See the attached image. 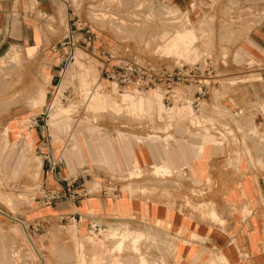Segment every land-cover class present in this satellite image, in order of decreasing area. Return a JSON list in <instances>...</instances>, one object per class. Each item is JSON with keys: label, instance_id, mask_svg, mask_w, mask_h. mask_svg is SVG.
<instances>
[{"label": "rangeland", "instance_id": "374dc122", "mask_svg": "<svg viewBox=\"0 0 264 264\" xmlns=\"http://www.w3.org/2000/svg\"><path fill=\"white\" fill-rule=\"evenodd\" d=\"M66 7L63 22L68 32L70 24L73 29L80 24L79 41L63 46L66 55L60 78L47 89L45 106L38 109L46 125L45 153L60 160L62 168L66 165L85 174L86 181L91 180L104 196H112L116 188L127 202L134 196L149 200L151 195H159L171 206L184 204L199 210L197 183L191 181L188 189L183 181L187 176L179 166L151 168L148 151L154 150L160 158V144L180 146L182 139L177 135L187 127L184 119L191 120L193 127L201 126L196 117L205 113L207 104L200 111L192 105L193 96L187 92L194 93L193 87H179L178 98L169 100L164 85L155 88L146 80L154 70H171L206 57L215 61L218 50L229 52L235 45L227 42L231 28L228 24L214 27L211 16L196 20L165 0H68ZM86 29L98 36L90 47L82 35ZM178 35L186 40L172 47ZM108 52L114 55L113 64L136 58L145 72L139 75V86L121 88L115 84L117 79L103 74ZM15 59L20 62L19 57ZM219 78L222 83L234 80ZM11 80L12 76L10 82L0 83V204L17 213L38 200L41 169L37 173L32 167L35 160L42 159L35 154L36 145H29L25 128L28 109L33 108L19 106L25 92L13 90ZM212 98H220L217 90L212 91ZM184 99L188 104L182 103ZM221 113L230 114L224 107ZM9 127L14 130L10 137L6 135ZM221 130V143L245 145L244 137H229L233 134L230 124L222 123ZM238 130L243 134L240 127ZM137 152L147 165L141 164ZM170 157L174 160L179 155ZM200 210L203 218L213 220L208 209L202 206ZM148 212H138L136 220L133 212H118L111 220H91L87 225H78L72 216L49 215L25 232L15 227L13 264H236L227 252L215 250L206 237L155 219ZM123 241V249H118Z\"/></svg>", "mask_w": 264, "mask_h": 264}, {"label": "crops", "instance_id": "0c3cea01", "mask_svg": "<svg viewBox=\"0 0 264 264\" xmlns=\"http://www.w3.org/2000/svg\"><path fill=\"white\" fill-rule=\"evenodd\" d=\"M67 2L0 0V83L10 82L12 76L13 90L25 92L24 103L19 106L33 108L28 109L25 128L29 145H36L35 154L42 159L35 160L32 167L37 173L41 169L35 205L16 213L0 204V264H13L15 227L25 232L31 224H40L49 215L75 216L78 225H87L91 220H111L118 212H133L136 220L143 209L149 210L155 219L206 237L215 250L227 252V257L236 264H241L242 258L245 261L242 264H264V0H165L196 20L203 15L211 16L214 27L228 24L231 32L227 42L235 44L229 52L218 50L213 61L218 83L210 87L208 100L198 109L207 104L205 113L196 117V122L202 125L193 127L191 120L184 119L187 127L177 135L182 139L180 146L160 144V158L154 150L148 151L151 168L179 166L187 176L183 181L188 189L191 181L197 183L199 210L184 204L171 206L168 199L159 195H151L149 200L134 196L130 202L123 194L104 196L91 180L86 181L85 174L66 165L62 168L60 160L45 153L46 125L38 109L45 106L47 89L60 78L66 55L63 46L72 43L77 32L70 23L68 32L62 19L63 12L69 10ZM216 37L219 41V34ZM16 57L20 58L19 63L16 59L14 62ZM11 66L12 70L4 74L3 70ZM222 76L234 80L222 83L219 78ZM213 90L219 92L218 100L212 98ZM188 96L192 97V92ZM223 107L229 115H222ZM222 123L230 124L233 133L230 138L244 137L245 145L221 143ZM13 131L7 128L6 135L12 136ZM174 154L179 157L173 160L170 156ZM138 155L141 164L147 165L143 154ZM67 182L76 192L85 186L88 194L82 199H60L47 205L46 194L64 190ZM202 206L214 214L213 220L203 218Z\"/></svg>", "mask_w": 264, "mask_h": 264}, {"label": "built area", "instance_id": "2783aa9c", "mask_svg": "<svg viewBox=\"0 0 264 264\" xmlns=\"http://www.w3.org/2000/svg\"><path fill=\"white\" fill-rule=\"evenodd\" d=\"M80 28V24L75 25V30L77 31ZM84 29V28H83ZM84 36V43L86 47H90L93 42L98 38L90 29H86L82 34ZM79 41V38L72 36V43L75 44ZM65 43H63L64 45ZM114 55L111 52L106 53V67L104 69V75L108 79L116 80L115 84L124 87H137L140 83L139 75L143 72L142 65L136 61V58L133 60L120 59L115 64H113ZM137 75V77H136ZM150 79L146 80L147 83L154 86L164 85L167 88L168 99L176 100L179 95V87H193L195 89L193 95L192 105L196 109H199L205 102L206 98L209 96V90L212 85L218 83L215 68L211 59H205L202 62H196L191 65H182L175 67L173 69H159L154 70V72L149 74ZM148 77V78H149ZM119 79V80H118ZM192 92V91H190ZM189 92H187V96ZM187 100H182V103H187ZM56 163L52 164V169H54ZM76 179H73V183ZM113 193V197H117L116 188ZM88 194V190L85 186L80 188V191L76 192L73 190L72 184L67 182V187L60 192H51L47 193L46 204L52 205L55 201L60 199H82ZM72 220L75 222L78 220L75 216H72Z\"/></svg>", "mask_w": 264, "mask_h": 264}, {"label": "bare ground", "instance_id": "6f19581e", "mask_svg": "<svg viewBox=\"0 0 264 264\" xmlns=\"http://www.w3.org/2000/svg\"><path fill=\"white\" fill-rule=\"evenodd\" d=\"M124 1V0H123ZM133 1V0H132ZM129 2V1H128ZM100 4V3H99ZM98 4V5H99ZM149 4V3H148ZM111 6V5H110ZM102 9V8H101ZM110 9V8H109ZM97 17V16H96ZM103 17V16H102ZM99 18V17H98ZM102 19V18H101ZM102 20H104V19H102ZM116 20V19H115ZM119 21V20H118ZM104 22V21H103ZM102 23V22H101ZM103 24V23H102ZM117 24V23H116ZM117 26V25H116ZM119 26V25H118ZM120 26H122L123 27V25H120ZM119 26V27H120ZM122 27H120L121 29H122ZM130 27V26H129ZM192 39V38H191ZM186 39H185V37H184V35L182 36V35H178V36H175L174 38H173V42H172V47H175V48H177L179 45H180V43H182V42H184ZM182 49V48H181ZM166 169V168H165ZM165 171V170H164ZM157 172V171H156ZM159 173V172H158ZM116 242V241H115ZM134 242H136V241H134ZM118 243V242H117ZM123 243H124V241L123 242H120L118 245H117V248L118 249H121L122 248V246H123ZM114 248V247H113ZM117 249V250H118ZM123 249V248H122ZM116 250V251H117ZM112 252V251H111ZM2 256V255H1ZM0 256V257H1ZM97 256V255H96ZM95 256V257H96ZM12 258V257H11ZM98 258V257H97ZM106 259V258H105ZM3 260V259H2ZM103 260V259H102ZM110 260V259H109ZM85 261V260H84ZM1 263V262H0ZM69 264V263H68ZM127 264V263H126Z\"/></svg>", "mask_w": 264, "mask_h": 264}]
</instances>
